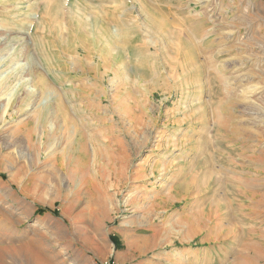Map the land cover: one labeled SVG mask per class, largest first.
Listing matches in <instances>:
<instances>
[{
    "label": "rangeland",
    "instance_id": "obj_1",
    "mask_svg": "<svg viewBox=\"0 0 264 264\" xmlns=\"http://www.w3.org/2000/svg\"><path fill=\"white\" fill-rule=\"evenodd\" d=\"M0 264H264V0H0Z\"/></svg>",
    "mask_w": 264,
    "mask_h": 264
},
{
    "label": "bare ground",
    "instance_id": "obj_2",
    "mask_svg": "<svg viewBox=\"0 0 264 264\" xmlns=\"http://www.w3.org/2000/svg\"><path fill=\"white\" fill-rule=\"evenodd\" d=\"M7 66H8V65H7ZM3 69H4V68H3ZM9 70H10V69H9ZM13 76H14V75H13ZM13 78H14V77H13ZM13 78H12V79H13ZM15 81H16V80H15ZM18 82H19V81H18ZM16 84H17V83H16ZM253 88H254V87H253ZM9 90H10V89H9ZM9 90H8V91H9ZM243 90H244V89H243ZM256 90H257V89H256ZM5 91H6V90H5ZM254 91H255V90H254ZM254 91H253V92H254ZM250 95H251V94H250ZM34 254H35V253H34Z\"/></svg>",
    "mask_w": 264,
    "mask_h": 264
}]
</instances>
